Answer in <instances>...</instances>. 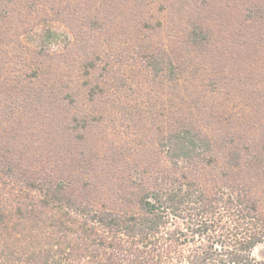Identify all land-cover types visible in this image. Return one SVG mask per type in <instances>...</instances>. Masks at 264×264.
I'll return each instance as SVG.
<instances>
[{"label":"trees","instance_id":"obj_1","mask_svg":"<svg viewBox=\"0 0 264 264\" xmlns=\"http://www.w3.org/2000/svg\"><path fill=\"white\" fill-rule=\"evenodd\" d=\"M27 1L0 0V264H264V0L161 5L187 27L149 0ZM139 58L146 81L105 78ZM107 116L132 130L101 142Z\"/></svg>","mask_w":264,"mask_h":264},{"label":"rangeland","instance_id":"obj_2","mask_svg":"<svg viewBox=\"0 0 264 264\" xmlns=\"http://www.w3.org/2000/svg\"><path fill=\"white\" fill-rule=\"evenodd\" d=\"M170 1L174 2V0H149V4H147L145 6L142 5L141 11H144V13H146V14H148V13L149 14H152L154 16V18L163 17L165 19V21H167V23H168V19L173 18L174 21L175 20L176 21L178 20V24H182V26L183 25H186V27H187V24H186L187 22H185L187 19H184V17L181 18L180 17L181 14L179 12H177L175 9H169V10H166L165 9L164 12H163V10H161L162 9L161 8V5H163V4L164 5H167ZM185 1L186 0H181V1L176 0L177 3L176 2H174V3L176 5H178L179 7H181L182 6V3H184ZM24 2H25V4H27V6L28 5L29 6L31 5L27 0H24ZM19 5H20V3H19ZM48 8H49V4L47 2L42 3V4H39L38 5V14L36 15L35 21H36V19L38 20L40 18L41 12H44ZM190 9L191 8H187L186 11L190 13ZM15 13L16 12L12 11L13 16H15ZM189 13H187V15ZM53 24L54 25H57L59 27V29L65 30L67 28V26H65V24H63L62 22H59L57 20ZM182 26H180V27H182ZM114 29H115V31H114L115 33H118L119 30L122 31L121 29H119L116 26H114ZM181 30H184V29H180V31ZM180 35H182L181 40H184L185 39V34H183V32L182 33L180 32ZM122 36L124 38H121ZM139 37H140V35H136V34H134V35H128L127 33H124L122 31V33H118L113 38V40H115L116 43H119V40H121V39H124L125 40L126 39L127 44H129L130 47L132 46V48H135V51H139L140 49H136V48L139 47V39H140ZM23 40L25 41V37L23 38ZM26 42H28V41H26ZM12 43H3L2 42L1 45H0V49H1L0 50V66L3 67L1 69V70H3V72L0 73V86L1 87L3 86V83L4 82H8V83L13 82L12 79H14V76L16 74V72L14 71V68H13L14 65H15V59L14 58L12 60H9L8 59V57L10 55H12V53H14V49L15 48L13 47V45H14L15 42L13 41ZM29 43L31 44V42H28V43H25V44L28 45ZM218 45H222V44L220 43ZM139 59H140L141 63H139L135 67H134V65L136 63H134V65L131 64L132 60H131V62L125 61V62L122 63V62H119L120 60L113 59V61L110 64V71H109L108 74H106V77L105 78H108L112 82H117V81L121 82L122 80H124L126 78L129 81L130 80L133 81V80L136 79V82H133L134 83L133 84L134 87L136 86V84H140L141 81L142 82L143 81H146L148 79V78H146L148 76H145V69H146V67H145V65H143V59H141V58H139ZM109 62H110L109 59H107L105 61L103 60L102 63L104 64V63H109ZM142 68L144 70H142V72H141V69ZM102 71H104V69L98 70L99 74H101ZM109 80H107V82ZM0 90L2 91L1 88H0ZM126 91H127V88H126V86H124L123 87V90L121 91L120 96L123 97V95L126 94ZM230 93L232 94L234 92H230ZM230 93H228V96L230 95ZM113 94L116 95V92L115 93L113 92L112 95ZM136 96L138 97V99H136V100H133V99L130 100L129 99L132 102V104L134 105V107H135V105H137L139 109L140 108H145V104H147L146 102L150 99V96L149 95H145V94H143L142 96H138V95H136ZM224 96H226V95H224ZM224 96L221 95L220 96V99L221 98H224ZM108 97H110V96L103 95L102 101H104L105 104H107L106 101H108V100H106V99H109ZM88 104H84L81 107H84V108L88 109L90 107V105H88ZM97 105L99 106V108L103 109V106H102L103 104L100 103V104H97ZM119 111H120L119 114H121L122 111L120 109H119ZM138 114H139V112H137V115ZM110 117L112 119L109 120V118L107 116V118L105 120V123L107 125L106 132H101V134H98L96 132H98L100 129H97L95 131L94 138L101 137V139H102L101 142L104 141L105 138H106V140L109 139L110 136L113 139H117L118 137H120L122 135L123 131H125V134H126V132H129V131L132 130V126L129 123H125L122 127L118 126V127L114 128V125L112 124L113 117L112 116H110ZM114 123H115V125H117L120 122L119 121H114ZM145 123H147V122H145ZM91 137H92V135H91ZM253 255H254V257L257 260H259V261H261V262L264 263V243H261V244L257 245L254 248Z\"/></svg>","mask_w":264,"mask_h":264}]
</instances>
